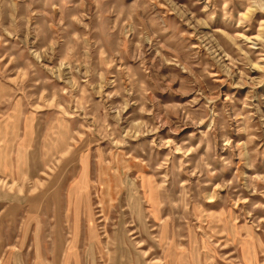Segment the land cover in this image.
I'll return each mask as SVG.
<instances>
[{"label": "rangeland", "instance_id": "obj_1", "mask_svg": "<svg viewBox=\"0 0 264 264\" xmlns=\"http://www.w3.org/2000/svg\"><path fill=\"white\" fill-rule=\"evenodd\" d=\"M0 156V264H264V0H0Z\"/></svg>", "mask_w": 264, "mask_h": 264}, {"label": "crops", "instance_id": "obj_2", "mask_svg": "<svg viewBox=\"0 0 264 264\" xmlns=\"http://www.w3.org/2000/svg\"><path fill=\"white\" fill-rule=\"evenodd\" d=\"M0 165L2 164V162H5L4 160H2V156H0ZM8 161V160H7ZM7 164V163H6ZM7 166H8V164H7ZM1 169H6V167L5 166H3V167H1ZM85 179H80V181L78 182V185L80 186V188H81V190H85ZM80 192H82V191H80ZM138 218H139V216H138ZM141 218V217H140Z\"/></svg>", "mask_w": 264, "mask_h": 264}]
</instances>
